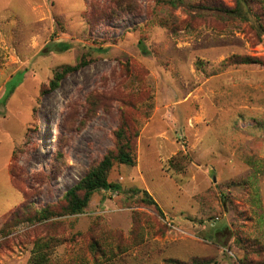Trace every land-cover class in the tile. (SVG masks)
I'll return each mask as SVG.
<instances>
[{
	"label": "rangeland",
	"instance_id": "rangeland-1",
	"mask_svg": "<svg viewBox=\"0 0 264 264\" xmlns=\"http://www.w3.org/2000/svg\"><path fill=\"white\" fill-rule=\"evenodd\" d=\"M236 7L0 0V264H28L39 238L59 240L54 264H264V0L221 11ZM64 66L80 67L42 93ZM120 127L137 133L136 166L108 176L121 190L26 222L62 212Z\"/></svg>",
	"mask_w": 264,
	"mask_h": 264
},
{
	"label": "trees",
	"instance_id": "trees-1",
	"mask_svg": "<svg viewBox=\"0 0 264 264\" xmlns=\"http://www.w3.org/2000/svg\"><path fill=\"white\" fill-rule=\"evenodd\" d=\"M176 0H170V3L174 4ZM246 2V0H245ZM244 0H237V7L233 10L230 9H222L226 16L229 17H237L244 19L243 15V6L245 4ZM242 64H257V62H252L249 59H246L241 62ZM84 64V62L82 63ZM80 66H64L60 70L56 71L53 79L49 82L47 86L42 89V93L45 91H53L56 90L61 81L68 74L74 72ZM118 139V150L111 151L104 156V158L96 165L90 168L84 178L78 181L73 187H71L64 195L63 200L65 206L62 208L61 213H57L58 211L52 207H46L44 209L36 212L35 215L30 216L26 219V222H30L31 224L38 223L43 224L55 217H60L62 215H70L76 216L82 214L85 209L88 208L90 201L94 194L101 191H120L121 186L114 184L109 181L108 176L112 168L116 164L126 165L129 167L136 166V155H135V140L137 138V133L129 130H126L125 127H120L116 133ZM174 168H177L175 164H173ZM12 173V169H11ZM133 195H137L141 197V202L143 205L150 207L154 211H156L159 215H163V212L158 205V203L153 199V197L146 190H137L134 191ZM25 199H29V197L24 195ZM30 206L24 205L20 208V211L25 213L29 212ZM17 219L20 220V215L18 213L14 214ZM12 226L8 225L5 227L0 233H6L5 230L11 228ZM97 240L99 238L97 237ZM59 240L55 238H39L34 242L32 249V257L28 264H54L51 260V253L53 248L57 246ZM92 250L102 254V256L106 255V250L101 248L98 245V242H95L92 245ZM121 251V249H118ZM119 254V253H118ZM110 257L109 259H111ZM206 261V260H205ZM202 260H194L193 264H199ZM175 263V262H173ZM61 264H88L85 260L74 261L69 263H61ZM94 264H98L97 258L94 260ZM170 264V263H168ZM203 264H207L203 262Z\"/></svg>",
	"mask_w": 264,
	"mask_h": 264
}]
</instances>
